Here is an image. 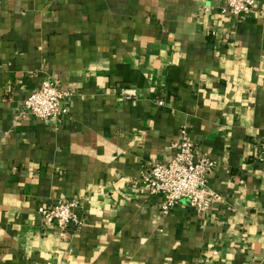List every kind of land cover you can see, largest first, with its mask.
Listing matches in <instances>:
<instances>
[{
  "label": "crops",
  "instance_id": "obj_1",
  "mask_svg": "<svg viewBox=\"0 0 264 264\" xmlns=\"http://www.w3.org/2000/svg\"><path fill=\"white\" fill-rule=\"evenodd\" d=\"M45 80L56 123L21 115ZM183 124L220 202L162 217L136 180ZM263 141L264 0H0V264H264ZM68 200L62 238L36 209Z\"/></svg>",
  "mask_w": 264,
  "mask_h": 264
},
{
  "label": "built area",
  "instance_id": "obj_2",
  "mask_svg": "<svg viewBox=\"0 0 264 264\" xmlns=\"http://www.w3.org/2000/svg\"><path fill=\"white\" fill-rule=\"evenodd\" d=\"M221 11L235 19L253 15L256 0H219ZM71 92L52 80H45L39 88L30 93L23 102L21 115L31 116L40 121L58 122L66 116L65 99ZM126 96H129L126 93ZM158 106L163 103L159 101ZM264 155V141L259 143ZM173 154L167 163L152 161L146 171L136 180L150 195L161 196L158 211L167 216L181 201L197 214L204 215L220 202V197L208 187V177L216 163L197 155L198 148L191 140L186 125L179 129L178 140L171 145ZM79 204L76 200L59 201L55 204L38 206L37 216L45 228L54 229L63 238L69 229H78L82 221L76 215Z\"/></svg>",
  "mask_w": 264,
  "mask_h": 264
}]
</instances>
